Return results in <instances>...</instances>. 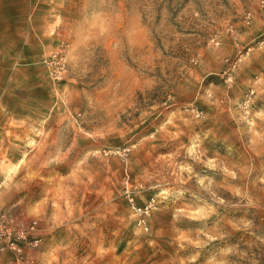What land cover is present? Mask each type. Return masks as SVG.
Listing matches in <instances>:
<instances>
[{
  "label": "rangeland",
  "instance_id": "rangeland-1",
  "mask_svg": "<svg viewBox=\"0 0 264 264\" xmlns=\"http://www.w3.org/2000/svg\"><path fill=\"white\" fill-rule=\"evenodd\" d=\"M0 226V264H264V0H0Z\"/></svg>",
  "mask_w": 264,
  "mask_h": 264
},
{
  "label": "built area",
  "instance_id": "built-area-1",
  "mask_svg": "<svg viewBox=\"0 0 264 264\" xmlns=\"http://www.w3.org/2000/svg\"><path fill=\"white\" fill-rule=\"evenodd\" d=\"M35 226H31V229H34ZM30 229H23V228H18L16 230V232L14 233V237L11 239L10 238V246L12 248H16L17 247V242L18 241H22V240H25L27 238V235H28V232H29ZM2 228L0 226V243L2 241V238L5 236V233H2ZM33 244H38V240L35 239Z\"/></svg>",
  "mask_w": 264,
  "mask_h": 264
}]
</instances>
